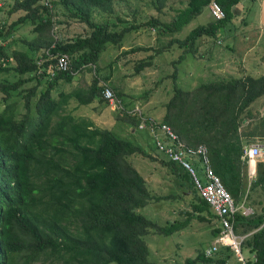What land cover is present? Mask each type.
I'll use <instances>...</instances> for the list:
<instances>
[{
    "label": "trees",
    "instance_id": "16d2710c",
    "mask_svg": "<svg viewBox=\"0 0 264 264\" xmlns=\"http://www.w3.org/2000/svg\"><path fill=\"white\" fill-rule=\"evenodd\" d=\"M243 1L188 0L184 8L171 7V20L151 10L141 22L120 16L116 7L124 0H14L8 5L0 19V264H159L151 258L148 237L180 236L193 218L216 223L208 247L220 237L219 216L197 190L190 172L162 153L156 139L150 153L111 129L67 112L71 102L75 109L95 102L108 105L105 85L123 102L126 110L118 119L133 127L134 134L150 132L148 126L140 128L141 117L153 119L169 125L188 146L207 148L211 168L235 203L241 205L246 198L254 209L249 216L239 211L234 228L236 235L247 236L242 250L254 255L247 264H264V159L257 161L256 180L250 187L248 161L243 159L247 145L264 143V74L224 77L189 90L177 83V66L189 56L211 61L208 56L228 38L229 25ZM170 2L152 0L145 5L161 14ZM213 3L221 7L224 18L178 37ZM143 9L135 10V20ZM27 25L33 27L31 38L15 41V34ZM77 27L82 31L66 33ZM151 27L157 41L171 37L167 46L124 48L129 35ZM202 45H209L211 53L201 52ZM110 46L121 51L117 60L124 58L125 63L147 55L135 62L136 75L153 68L158 56L180 53L171 62L176 69L171 76L173 95L161 118L148 116L141 107L140 116L128 113L123 93L99 68L101 55ZM63 54L71 59L66 72L56 69V59ZM89 71L94 76L87 87L64 90V84H73L77 75ZM135 158L162 163L181 191L192 193L187 203L190 217L162 226L139 213L160 201L181 200L184 194H154L135 167ZM191 164L200 173V164ZM208 247L184 264H227L232 256L229 248H221L207 257Z\"/></svg>",
    "mask_w": 264,
    "mask_h": 264
},
{
    "label": "rangeland",
    "instance_id": "374dc122",
    "mask_svg": "<svg viewBox=\"0 0 264 264\" xmlns=\"http://www.w3.org/2000/svg\"><path fill=\"white\" fill-rule=\"evenodd\" d=\"M152 0H124L122 4L116 7L122 18H126L129 22H141L142 18L152 13L161 15L165 20H171L174 16L171 7H182L188 0H171L168 6L158 14L153 6L149 9L145 3ZM2 2V10H0V19L6 16L9 4L14 0H0ZM184 2L183 4H180ZM140 4V5H139ZM138 6H143L142 17L135 20V10ZM184 8V7H183ZM236 16L230 28L228 38H225L224 43L220 41L218 48H215L213 55L208 56V60H197V58L188 57L186 61L177 66L178 75L177 83L184 90H189L193 86H198L202 82L216 81L224 77H242L244 75L259 76L258 63L264 55V0H245L238 7ZM4 9V10H3ZM14 18V17H13ZM114 20L116 17H112ZM12 20V19H10ZM214 20L211 11H208L194 19L189 25L178 33V37L184 38L193 29L198 26L206 25L209 21ZM32 26L27 25L21 27L15 34V41L31 38ZM58 29V27H57ZM149 30L142 29L138 34H131L126 38L124 48L138 46H167L171 37H163L158 40L157 32L151 27ZM79 33L81 28L73 29ZM75 33V34H77ZM74 34V35H75ZM168 36V35H166ZM236 37V38H235ZM229 45L234 48L233 51ZM209 45H202L201 52L210 54ZM121 51L115 46H110L109 49L101 55L100 66L102 75H110L109 84L115 85L123 93V99L130 111L134 108L141 107L145 114L155 118H161L166 112L165 106L173 95L174 80L172 75L175 73V67L171 64L173 60L178 58L179 52L174 50L167 56H158L156 65L153 68H148L140 75H136L133 67L139 59L147 58V55H139L134 58L131 63H125V59L117 60ZM132 60V59H130ZM94 76V71L84 72L77 75L73 84H64V90L71 91L75 87H87ZM10 80H16L9 76ZM33 85V84H32ZM76 108V104L72 103L68 106L67 112H72L78 118H87L94 124L103 129H111L118 136L130 139L136 144L148 149L150 153H154L153 136L148 130L137 131L133 133V127L126 123L120 122L118 119L119 111H115L106 103H98ZM134 134V135H133ZM249 146V145H247ZM151 149V150H150ZM134 165L139 172L149 181V187L154 194L159 196H168L172 194H180L181 189L175 178L172 176L168 168L160 162H153L148 158H135ZM249 167V166H248ZM200 168V167H199ZM201 171V168L199 172ZM256 171V170H255ZM254 173L253 177L256 180ZM199 177L205 181L203 174L198 173ZM250 170L248 168V178ZM249 181V179H248ZM249 191V190H248ZM184 197L177 201H160L151 204L144 209L139 210V213L144 215L149 220L165 226L169 222L176 220L183 221L185 215H181L183 211L189 210L187 203L190 202L192 193L184 192ZM190 197V198H189ZM191 213V212H190ZM192 214V213H191ZM192 226L179 236H159L151 235L148 237V245L151 250L152 259L159 264H184L188 259H194L198 256L199 249L210 245L212 240V230L215 229L216 223L206 224L200 223L197 219H192ZM210 240V241H209ZM176 255L178 257L176 258ZM244 258L249 261L252 254L248 251H243ZM180 258V259H179ZM178 259V260H177ZM198 264H217L199 262ZM227 264H242L234 255H232Z\"/></svg>",
    "mask_w": 264,
    "mask_h": 264
},
{
    "label": "built area",
    "instance_id": "2783aa9c",
    "mask_svg": "<svg viewBox=\"0 0 264 264\" xmlns=\"http://www.w3.org/2000/svg\"><path fill=\"white\" fill-rule=\"evenodd\" d=\"M48 2V0H46ZM2 4H0L1 6ZM210 11L214 18L219 20L225 17V13L221 7L213 3ZM56 69L62 72L71 69V59L69 55H59L56 59ZM103 97L109 107L115 111H125L123 102L115 95L110 87L105 85ZM129 114L135 116L141 115V110L137 107L128 111ZM141 129L148 126L152 136L156 139V147L162 153H165L174 162L185 167L191 174L194 184L201 196L209 203L215 213L219 216L222 226L221 235L209 247L205 253L207 257L214 256L221 248H229L235 257L242 263L247 264L243 256L242 244L247 236H238L235 233L234 220L236 214L240 211L245 216L252 215V209L245 206H238L233 196L226 190L220 178L216 175L209 164L208 150L205 146L193 148L182 142L179 136L169 125H162L153 119L142 118ZM161 137H165L163 140ZM243 159L248 160L250 170L253 174L256 172V164L258 160L264 159V143L253 144L245 147ZM197 161L200 164V173L204 175L203 181L191 162Z\"/></svg>",
    "mask_w": 264,
    "mask_h": 264
},
{
    "label": "crops",
    "instance_id": "0c3cea01",
    "mask_svg": "<svg viewBox=\"0 0 264 264\" xmlns=\"http://www.w3.org/2000/svg\"><path fill=\"white\" fill-rule=\"evenodd\" d=\"M16 16L18 17L17 14L15 15V17H16ZM67 32H68L69 34H74V33H75L73 29H72V30H71V29H66V33H67ZM126 49H127V48H126ZM257 67H258L259 70H260L258 75L260 76V75L264 74V62L262 61V58L260 59V61H259ZM252 74H253V73H252ZM252 74H251V75H252ZM247 75H249V73H247ZM252 76H253V75H252ZM132 131H133V133L136 132L134 128H133ZM244 160H245V159H244ZM247 161H248V160H247ZM248 166H249V163H248ZM248 168H249V170H250V167H248ZM253 175H254L253 172L250 170V175H249V178H248V179H249V181H248V186H249V187H250L251 183H252L253 181H255ZM255 176H256V174H255ZM175 181H176V180H175ZM176 182H177V181H176ZM249 187H248V190H249ZM248 190H247V192H249ZM238 206H245L247 209H252V212H253V214H254V209L249 205V202L246 201V198L243 200V203H242L241 205H238ZM253 214H252V215H253ZM248 236H249V235H248ZM212 243H214V241H213ZM208 248H209V247H208ZM208 248H207V249H208ZM205 251H206V250H205ZM242 251H243V250H242ZM230 254L234 255L233 252H232L231 250H230ZM234 256H235V255H234ZM252 258H254V255H253V254H252V256H251L250 259H252ZM245 260H246V259H245ZM246 261H247V260H246Z\"/></svg>",
    "mask_w": 264,
    "mask_h": 264
},
{
    "label": "water",
    "instance_id": "95a60500",
    "mask_svg": "<svg viewBox=\"0 0 264 264\" xmlns=\"http://www.w3.org/2000/svg\"><path fill=\"white\" fill-rule=\"evenodd\" d=\"M181 215H185V216L190 217L192 214L189 211L185 210V211L182 212Z\"/></svg>",
    "mask_w": 264,
    "mask_h": 264
},
{
    "label": "clouds",
    "instance_id": "9594fccd",
    "mask_svg": "<svg viewBox=\"0 0 264 264\" xmlns=\"http://www.w3.org/2000/svg\"><path fill=\"white\" fill-rule=\"evenodd\" d=\"M0 4H2V2H1ZM1 6H2V5H1Z\"/></svg>",
    "mask_w": 264,
    "mask_h": 264
}]
</instances>
